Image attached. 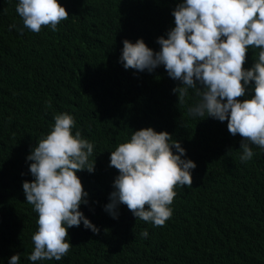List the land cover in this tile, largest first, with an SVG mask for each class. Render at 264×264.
<instances>
[{
    "label": "trees",
    "instance_id": "trees-1",
    "mask_svg": "<svg viewBox=\"0 0 264 264\" xmlns=\"http://www.w3.org/2000/svg\"><path fill=\"white\" fill-rule=\"evenodd\" d=\"M180 2L59 0L69 18L56 31L34 33L16 12L18 0H0V264L17 253L20 264H264V150L251 145L253 158L242 162V138L227 121L190 114L199 100L194 89L179 103L173 89L182 82L163 65L141 72L120 61L125 39L158 52ZM258 51L248 49L245 69ZM253 86L239 99L254 95ZM60 113L73 116V135L94 145V172L76 175L88 193L80 211L99 233L81 222L68 229L72 247L61 260L32 262L38 213L23 191L34 179L27 156ZM148 127L170 133L185 149L182 159L196 164L192 186L175 187L172 216L160 227L123 204L118 218L105 211L119 174L111 152Z\"/></svg>",
    "mask_w": 264,
    "mask_h": 264
},
{
    "label": "clouds",
    "instance_id": "clouds-1",
    "mask_svg": "<svg viewBox=\"0 0 264 264\" xmlns=\"http://www.w3.org/2000/svg\"><path fill=\"white\" fill-rule=\"evenodd\" d=\"M16 12L24 28L39 33L42 26L57 25L69 18L59 0H18ZM175 27L161 36L158 52L143 39L123 41L120 61L125 69L152 72L163 65L168 75L182 82L173 89L183 103L188 89L199 97L189 109L193 116L227 121L232 136L242 138V162L250 161L251 145L264 150V0H182L173 10ZM12 27H15L13 25ZM249 48L259 49L251 68L245 69ZM254 82L250 98L239 99ZM50 132L37 142L27 156L34 179L23 182L26 202L38 213V230L31 239L34 249L27 257L32 262L61 260L68 254V229L81 222L94 234L99 229L80 211L88 204L77 172H94L89 163L94 145L72 129L75 120L68 113L54 117ZM167 131L153 128L134 131L127 142L120 143L110 155V167L118 170L105 211L118 218V205L140 220L160 227L172 216L176 186L191 187V170L196 164L182 159L185 149L172 141ZM173 148L176 150L173 151ZM147 205V208H146ZM148 231L141 233L147 238ZM9 264H20L14 254Z\"/></svg>",
    "mask_w": 264,
    "mask_h": 264
}]
</instances>
